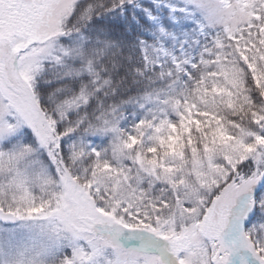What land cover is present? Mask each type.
Listing matches in <instances>:
<instances>
[{"label": "snow or ice", "instance_id": "obj_1", "mask_svg": "<svg viewBox=\"0 0 264 264\" xmlns=\"http://www.w3.org/2000/svg\"><path fill=\"white\" fill-rule=\"evenodd\" d=\"M0 264H264V0H0Z\"/></svg>", "mask_w": 264, "mask_h": 264}, {"label": "rangeland", "instance_id": "obj_2", "mask_svg": "<svg viewBox=\"0 0 264 264\" xmlns=\"http://www.w3.org/2000/svg\"><path fill=\"white\" fill-rule=\"evenodd\" d=\"M5 227H9V226H5Z\"/></svg>", "mask_w": 264, "mask_h": 264}]
</instances>
